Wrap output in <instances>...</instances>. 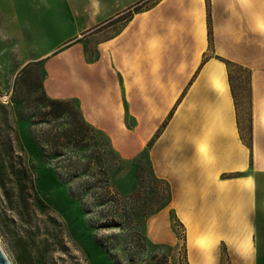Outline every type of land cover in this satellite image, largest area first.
Instances as JSON below:
<instances>
[{
  "label": "rangeland",
  "instance_id": "obj_1",
  "mask_svg": "<svg viewBox=\"0 0 264 264\" xmlns=\"http://www.w3.org/2000/svg\"><path fill=\"white\" fill-rule=\"evenodd\" d=\"M159 2L0 0V162L5 164L0 167V248L10 264H115L96 242L109 243L123 232L100 228L113 210L93 204V197L81 195V179L69 177V164H83L90 150L66 148L56 156L60 150L52 140L63 137L69 124L66 117L44 116L39 83L47 99L70 101L94 130L110 184L131 211L148 207L142 199L150 194L135 196L149 191L139 177L149 183L150 169L166 184L150 186L159 192L169 188L165 208L135 217L146 250L137 255L133 243L129 252L138 264H264V223L246 229L247 239L228 253L219 240L229 226L206 223L199 195H185L188 148L182 143L185 129L201 125L206 114L199 98L188 96L185 103L184 97L188 79L205 71L208 61L225 68L241 137L250 138L253 107L264 136V103L253 106L251 99L252 76L264 73V49L253 64L239 63L232 56L240 50L216 49L208 28L206 43L199 45V26L213 25L209 8L206 15L167 16L166 10L153 9ZM215 27L224 37L235 30L224 22ZM148 78L157 80L150 84ZM166 84L176 93L169 111L160 108ZM168 125L171 144L160 150L169 148L171 155H159L158 146L154 160L153 147ZM191 151L194 160L195 143ZM255 165L264 169L263 137ZM260 217L264 222V205ZM236 227L230 226L235 239ZM111 258L124 262L119 250Z\"/></svg>",
  "mask_w": 264,
  "mask_h": 264
},
{
  "label": "crops",
  "instance_id": "obj_2",
  "mask_svg": "<svg viewBox=\"0 0 264 264\" xmlns=\"http://www.w3.org/2000/svg\"><path fill=\"white\" fill-rule=\"evenodd\" d=\"M208 8L213 18V25L210 24L211 37L216 49H239L240 57L232 56V59L247 65L253 64L254 59L263 57L260 51L264 49V0H208V4L207 0H160L153 9L166 10L167 16H194L206 15ZM199 22L197 20V24ZM221 22L233 25L232 29L235 30H231L232 35L221 36L215 27ZM198 33L199 45L205 44L207 24H201ZM206 66L205 71H201L197 77L192 75L186 84L188 94L184 97L185 103L188 96H196L200 106H205L206 114L201 120V125L187 127L183 133L182 143L188 148L184 151L186 160H183L184 183L188 185L185 195H199V207L205 210L206 223L229 226L219 241L225 245L228 253H232L247 239L246 229L255 231V225L264 223L260 220L264 193L259 194L261 185H264V169L255 165L257 144H260L261 137L264 136L257 130L253 107L251 148L243 143L235 120L225 68L222 64L213 65L211 61L203 63L202 68ZM154 80L157 79L148 78L147 82L152 84ZM260 82H264V73H254L251 91L253 106L264 103V83ZM150 88L153 92L158 91L156 86L151 85ZM161 93L163 102L160 108L169 111L175 103L176 93L168 84ZM169 128L170 125L159 135L153 147L154 160L158 146L160 150L161 145L171 144ZM191 138L194 142H189ZM194 143L198 146L199 154L197 158L194 154L193 160L191 150ZM159 155L170 157L171 149L168 148L167 152L165 149L160 150ZM234 225L238 226L235 229L237 239L234 238V230L230 229V226Z\"/></svg>",
  "mask_w": 264,
  "mask_h": 264
},
{
  "label": "trees",
  "instance_id": "obj_3",
  "mask_svg": "<svg viewBox=\"0 0 264 264\" xmlns=\"http://www.w3.org/2000/svg\"><path fill=\"white\" fill-rule=\"evenodd\" d=\"M207 26L208 38L209 40H211L212 33L210 23H208ZM38 90L43 96V100L40 105L45 110L44 116L52 119L66 117V119L68 120L69 129L66 131L65 135L63 137L56 136V138L52 140L51 145H53L55 149L60 150V154L58 152L56 156H63V154L61 153H63V149L66 148H70L74 151L84 149L90 150V153L88 154V156L85 157V162L83 164L77 162L69 164V177L73 179H81V183H79V188H82V190H84L81 195H87L90 198L93 197V204L100 206L102 209H105L106 207V210H108L107 206H109V208L113 210L111 212V217L107 219L108 222L106 220L104 222H101L100 228H117L123 231L122 233H119L120 236H116L113 240H110L109 243L105 240H97V245L115 264H138L135 257L132 256L129 252L133 248V243L137 242L136 249L134 250L137 251V255L142 254L146 250L145 239L139 233L138 225L135 223V217L149 216L165 208L168 202L171 200L169 188L167 187L165 191L159 192L157 191V187H151L150 185L153 184L159 185L158 183H160V185L162 184L165 186L166 184L162 180L158 179L153 174L152 169H150V177H148L147 180L149 181V183L142 181V178L139 177V183H144L145 185H148L147 187L149 188V191L145 190V192L143 193H139L136 196L134 195L137 198H141L142 195L146 196L150 194L149 199H142L143 205H145V202L147 201L148 207L141 210V212L136 210L131 211L129 204H127L118 195V193L113 189L110 184L109 175L107 173L106 168L104 167V160L102 156L103 152L100 148L96 147L97 142L94 130L85 122V120L81 117L79 111L73 106L70 101L47 99L44 95V89L41 83H39L38 85ZM44 123L49 125L50 121ZM241 140L248 148H251L250 138L248 140H245L241 137ZM42 152L43 154L45 153L44 147H42ZM2 165L3 167H5V164H2V162H0L1 168H3ZM21 165V173L26 172V167L23 166L22 163ZM142 184L139 185L140 189H142ZM29 187L30 190L34 193L35 187L31 179L29 182ZM95 190H99L100 192L94 195ZM38 202L42 203L40 200H38ZM138 202L140 203V201ZM126 231H130L129 233H133L136 236V239L132 236H128ZM129 237L133 238L134 241L131 242ZM118 250L124 255V262L118 263L114 258H111V254L115 251L117 252Z\"/></svg>",
  "mask_w": 264,
  "mask_h": 264
},
{
  "label": "water",
  "instance_id": "obj_4",
  "mask_svg": "<svg viewBox=\"0 0 264 264\" xmlns=\"http://www.w3.org/2000/svg\"><path fill=\"white\" fill-rule=\"evenodd\" d=\"M0 264H10L9 261L6 259L1 248H0Z\"/></svg>",
  "mask_w": 264,
  "mask_h": 264
}]
</instances>
